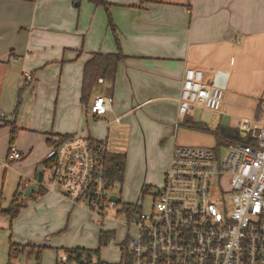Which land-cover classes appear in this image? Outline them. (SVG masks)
<instances>
[{
  "label": "crops",
  "instance_id": "0c3cea01",
  "mask_svg": "<svg viewBox=\"0 0 264 264\" xmlns=\"http://www.w3.org/2000/svg\"><path fill=\"white\" fill-rule=\"evenodd\" d=\"M105 1L117 39L102 4L0 0V112L5 114L0 117V207L23 182L46 189L26 199L11 221L0 213V264L8 263L11 242L43 246L39 264H54L67 245L77 207L83 206L49 190V181L37 183L45 156L60 135L105 139L107 118L117 115L122 127L112 132L110 151L126 157L129 140H137L141 132L145 144L167 143L163 144L167 164L175 144L215 145L212 133L182 124L187 118L245 138L237 118L261 115L264 0ZM118 50L122 58L107 80L100 77L102 85L85 105L80 100L85 61L93 52ZM186 68L201 69L205 79L214 70L228 73L221 110L214 118L207 109L206 118H193L191 110L179 115L177 97ZM25 70L34 79L22 85L20 74ZM95 94L112 98L104 117L88 109ZM98 123L104 124L102 132L96 129ZM11 146L20 152L19 158L9 157ZM125 168L126 158L123 177ZM18 256L10 261L17 264Z\"/></svg>",
  "mask_w": 264,
  "mask_h": 264
},
{
  "label": "built area",
  "instance_id": "2783aa9c",
  "mask_svg": "<svg viewBox=\"0 0 264 264\" xmlns=\"http://www.w3.org/2000/svg\"><path fill=\"white\" fill-rule=\"evenodd\" d=\"M227 75L214 70L205 79L201 69L186 68L177 97L179 115L196 107L217 116ZM33 79L30 71L20 74L22 85ZM111 102L110 95L95 94L88 109L104 117ZM259 107V117L237 118L246 139L224 141L220 153L216 145L173 146L162 186L153 192L148 211L135 212L137 233L119 244L120 259L114 264H264V89ZM107 123L105 139L70 134L55 141L45 156L51 170L48 189L86 207L99 221L107 207L118 203L110 197L114 182L105 174L104 160L112 132L122 123L117 115ZM20 156L11 146L9 157ZM76 255L61 250L54 264H106L93 251Z\"/></svg>",
  "mask_w": 264,
  "mask_h": 264
},
{
  "label": "rangeland",
  "instance_id": "374dc122",
  "mask_svg": "<svg viewBox=\"0 0 264 264\" xmlns=\"http://www.w3.org/2000/svg\"><path fill=\"white\" fill-rule=\"evenodd\" d=\"M190 115L195 119L207 117V112L202 108H194ZM90 120V119H89ZM104 124L98 123L96 129L103 131ZM94 134V133H93ZM96 135V134H94ZM142 137V133L140 132ZM92 137H95L92 135ZM129 140L126 148V168L122 181H115L111 193L117 194L120 201L115 206L107 207L103 212L102 221H99L86 207H77V222L69 232L64 248L97 249L98 258L106 264H114L120 259L119 244L126 238H132L137 233L134 224L135 213H127L122 208L123 204H140L143 211L150 209L152 194L163 183V176L168 164L165 163L164 140ZM167 144V143H166ZM146 147V148H145ZM218 152L223 151V146H217ZM169 161V160H168ZM41 183L46 184L51 170L43 166ZM77 227V228H75ZM100 231L110 233L111 241L99 246L98 235ZM17 264H34L35 259L28 256L26 250L14 258ZM41 261V260H40Z\"/></svg>",
  "mask_w": 264,
  "mask_h": 264
},
{
  "label": "trees",
  "instance_id": "16d2710c",
  "mask_svg": "<svg viewBox=\"0 0 264 264\" xmlns=\"http://www.w3.org/2000/svg\"><path fill=\"white\" fill-rule=\"evenodd\" d=\"M90 2L96 3V4H102L105 7L106 16L108 24L114 34L115 39V28L114 24L112 22V18L110 15V12L108 10L109 4L105 0H89ZM123 54H121L120 50L113 52V53H103V52H93L91 53V56L85 61L83 65L82 70V79H81V93H80V100L87 104L90 96L96 91L99 90L100 86L102 85V81H100V74L102 72V68L105 65L106 61L108 62L106 65V70L104 72L103 79L107 80L108 75L111 71H114V68L116 66V62L121 59ZM17 105L19 104L20 96L19 92L17 93ZM260 110V107H259ZM261 111V110H260ZM185 126L191 129H196L204 132L212 133V135L215 138V145H221L226 140H245L243 137L239 136H229L220 126H215L212 129L207 127L206 124L200 121H194L190 118H187L183 121ZM12 131L11 134L13 135L15 132L14 123L11 124ZM70 134H62L60 135V138H63L65 136H68ZM125 154L121 152H113L108 151L105 154V160H104V171L108 178H110L111 182L115 181H122L123 179V173H124V165H125ZM25 188H20L19 186L14 191L11 200L5 207H0V213L4 214L8 217L9 221H11L20 211V209L25 205V200L28 198H34L37 195L42 194L46 189L41 187L40 185L37 187V189L28 194L24 195ZM125 212H139L141 209L140 204H123L122 207ZM110 233L106 231H100L98 235V244L99 246L105 245L109 242ZM43 249V246L41 245H34V244H22V243H14L11 242L9 246V261L7 264H15L10 261L11 257H14L15 255L20 254L24 250H26V253L28 256L35 259L34 264H39L41 259V250ZM63 250L67 252H75L77 255V258H79L83 254H87L89 251H93L95 254L98 255L97 249H84V248H62Z\"/></svg>",
  "mask_w": 264,
  "mask_h": 264
},
{
  "label": "water",
  "instance_id": "95a60500",
  "mask_svg": "<svg viewBox=\"0 0 264 264\" xmlns=\"http://www.w3.org/2000/svg\"><path fill=\"white\" fill-rule=\"evenodd\" d=\"M107 63H108V62L106 61L105 65H104L103 68H102V72H101V74H100V77H103V76H104V72H105V70H106V65H107ZM42 177H43V172L40 170V171L38 172V175H37V183H40V182L42 181ZM36 187H37V186H36L35 183L30 184V185L27 186V188L24 190V195H28V194L34 192V191L36 190ZM110 197H111V199L114 200L115 202H119V197H118L117 195L112 194Z\"/></svg>",
  "mask_w": 264,
  "mask_h": 264
}]
</instances>
